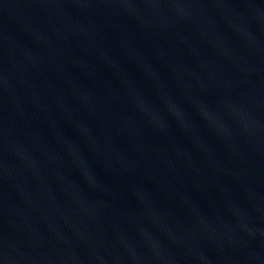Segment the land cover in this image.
<instances>
[{
    "label": "water",
    "instance_id": "water-1",
    "mask_svg": "<svg viewBox=\"0 0 264 264\" xmlns=\"http://www.w3.org/2000/svg\"><path fill=\"white\" fill-rule=\"evenodd\" d=\"M0 264H264V0H0Z\"/></svg>",
    "mask_w": 264,
    "mask_h": 264
}]
</instances>
